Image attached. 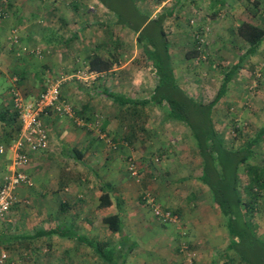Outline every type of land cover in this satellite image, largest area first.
<instances>
[{
    "label": "crops",
    "instance_id": "obj_1",
    "mask_svg": "<svg viewBox=\"0 0 264 264\" xmlns=\"http://www.w3.org/2000/svg\"><path fill=\"white\" fill-rule=\"evenodd\" d=\"M3 1L7 16L1 24L0 33V110L13 111L16 95L25 102L39 97L43 92L44 82L42 79L45 77L51 76L58 79V75L69 74L68 76L72 75L73 77H67V81L61 88V93L63 98L75 108L74 115L76 117L58 116L53 113L44 116L43 120L50 138L49 147L33 154L29 164L23 168L31 178L32 185H24L17 190L16 201L11 211L4 219L0 220V253H8L12 264H22L24 252L37 253L41 249L34 247L41 245L40 242L48 241L55 247L53 246L54 248L52 247L51 250L48 249L49 253L45 254L44 251L42 254L48 257L47 261L50 260L51 254L53 261H62V264L63 262L70 264L71 261L76 264L84 262L83 257L87 253V245L73 243V240L57 235L41 238L35 236L41 230L46 231L55 225L70 226L73 224L74 229L79 228L80 235L97 239L98 229L103 223L98 217L96 209L100 204L103 192H108V190H111L110 194L115 202L118 200L122 203L124 232L129 241L136 246L128 256L126 264H183V260L177 259L176 250L182 237L186 236L185 233L189 231L193 234L197 233L194 238L191 237L195 242L200 239L199 236L203 233L202 229L207 230L206 236L211 237L210 242L212 240L218 242L220 235L228 233L227 230L220 227L223 220L225 222L226 220L214 207L210 189L201 181L202 169L198 174L192 176L194 179L193 188L187 185L186 191H182L176 186L162 184L165 181L162 176L152 186L153 195L151 196L164 209L174 213L178 217V223L181 222V226L170 224L163 226L164 229L162 226L161 229L154 228L152 233H149L147 216L142 210L139 209L140 212H125L124 208L131 194V182L124 180L122 172H119L121 169H117L115 161L112 162L110 158H106L108 154L102 152V143L98 140H104L108 134L115 135L112 136L114 139L123 137L117 135L119 123L116 119H119V114L115 113L116 111H108L104 112L103 119H96L103 109L100 102H97V98H99L97 96H100V92L103 90L110 91L105 87L106 80H104V84L100 83L102 78L115 71L114 59L102 56L97 51L89 53L85 51V44L95 43V41L88 40L87 42L88 34L81 26L77 29L69 27L71 15H68V12L64 10L58 12L55 7L36 6V4L34 6L30 5L31 3L26 5L20 0ZM226 1L209 0V13L225 10L232 3L231 0ZM241 8L240 14H237V18L241 21L236 25L237 39L235 41L242 48L236 54L238 56L237 59L235 58L236 62L249 49V44L238 35V27L246 22L264 28V0H245V4H242ZM80 12L82 11L80 10ZM45 15L52 16L50 23L45 22L46 25L38 20ZM55 41L59 42L54 43ZM99 47L98 45L96 49ZM36 50L43 52L44 55L36 56ZM95 54L112 61L114 65L108 72L97 73L96 79L100 80L99 84L97 82L95 85L84 86V78L76 73L80 71V68L88 67V61ZM226 58L234 59L230 55H227ZM263 62L264 42L257 53L246 60L243 67L235 72L229 86L231 91L228 90L226 97L231 95L234 87L244 83L235 77L241 79L244 73L252 72L250 68L255 70L257 66H263ZM83 71L86 75L87 68ZM262 73L264 75V72ZM87 77L90 78L89 74ZM87 77L85 81H87ZM93 77L91 76L92 79H94ZM158 84L159 81L155 84V88ZM128 98L146 99V97ZM108 101L110 104H114L113 101ZM237 107L239 108V106ZM261 114L260 117H263L264 112L262 111ZM94 122L99 124V132L92 131ZM75 124L78 128L75 127ZM7 130H9L8 127L0 120V139ZM179 130L183 132L182 128ZM93 133L98 136H93ZM95 137L98 139L96 140ZM72 147L85 153L84 164L64 155V149ZM9 159L10 156L0 155V172L9 164ZM71 171L77 172L78 175L80 173L78 178H82V181H72L66 184L65 174ZM86 171H90L97 178L89 177ZM5 175H7L6 172L0 173V186ZM105 183L110 184L111 189L106 188ZM195 193H197L196 196H194ZM144 199L147 202V198L144 197ZM105 227L107 228V226ZM115 235L120 236L119 234ZM137 238L147 240L143 243V248H137L141 246ZM205 243H209V241ZM60 244L62 247L58 246ZM118 248L120 249V246ZM43 250H47V248ZM74 251L75 253H72ZM90 251L92 259L99 258L92 250ZM33 255L31 254V257H34ZM102 263L107 264L104 261Z\"/></svg>",
    "mask_w": 264,
    "mask_h": 264
},
{
    "label": "rangeland",
    "instance_id": "obj_2",
    "mask_svg": "<svg viewBox=\"0 0 264 264\" xmlns=\"http://www.w3.org/2000/svg\"><path fill=\"white\" fill-rule=\"evenodd\" d=\"M20 1L25 2L26 5L31 3L30 5L34 6L36 4V6L55 7L58 12L62 10L68 12V15H71L69 27L77 29L81 26L84 32L88 34L86 37L87 42L88 40L95 41V43L85 44V51L87 53L97 51L102 56L114 59L115 71L111 75L102 78L101 83L100 80L96 79L98 72L90 71L88 65L86 67L87 71H85L86 75L84 73L79 74L81 78H84V86L95 85L97 82L98 84H104V80H106L105 87L114 93L139 98L152 96L158 78L152 65L148 62L145 51L137 41V35L130 29L117 25L116 15L111 13L98 0ZM208 2L209 0H137V4L150 19L174 10L173 16L167 17L163 25L170 44L169 51L174 72L178 84L184 91L201 103H209L214 100L223 83L225 74L235 65V58H238L236 54L242 48L235 41L237 39L235 30L236 25L241 21L237 18V14H240L245 0H231L232 3L225 10L215 13H209L210 3ZM82 8H84V11ZM38 20L42 21V24L45 22L50 23L52 16L45 15ZM90 34H92L91 38ZM98 45L100 47L96 49ZM193 50H199L200 54L198 57L188 60L186 53ZM36 51V56L41 55L42 57L44 55L43 52ZM227 55L232 56L234 59H227ZM86 68H80V71L86 70ZM250 70L252 72L244 73L241 79L235 77L238 81H244V83L234 87L231 95L229 97L225 96L213 111V120L217 132L223 138L227 147L237 150L244 145L247 139L253 137L264 124V115L260 117L262 111L264 112V87H261L264 85V75L262 73L264 72V65L257 66L255 70L250 68ZM76 74L78 75V73ZM87 74L90 78L87 77ZM68 75H58V79L66 78L67 81V77L72 76ZM91 76H94V79ZM86 77L87 81H85ZM97 97H99L97 102H100L103 109L100 116L99 114L96 116V119H103L104 112H118L119 119H116L119 123L117 135L123 137L114 139L112 136L115 135L108 134L104 140H100L98 137L95 138L102 143V152L108 154L106 158H110L112 162L115 161L117 169H121L119 172H122L124 180L131 182L132 189L124 208L125 212H140L139 209L142 210L147 216V226L150 227L149 233H152L154 228L161 229L162 224L152 215L144 197L148 193L153 195L152 186L160 179V176L165 180L162 184L176 186L182 191H186L187 185L193 188L194 179L192 176L198 174L202 169L197 143L190 129L183 123L166 120L167 110L165 107L150 104L146 107H128L122 110L120 107L116 108L115 104H110L108 101L110 99L106 96L100 95ZM72 111V116L75 118L73 107ZM97 122L92 125L93 132L100 131ZM75 127L78 128L76 124ZM180 128L183 132L179 130ZM12 135L11 138L6 137L5 134L2 135L1 142L7 146L12 144L15 134ZM93 136H98V134L93 133ZM6 156L9 157L10 153ZM132 164L138 170V178H134L128 170ZM250 164L252 166H264V145L256 149L255 156ZM7 166L0 172L1 174L7 173ZM248 166H241V174H244ZM86 172H88L89 177L97 178L90 171ZM79 175L81 174L79 173ZM79 175L74 171L68 172L64 177L65 183L82 181V178H78ZM82 177L84 178V175ZM242 182L244 183L245 179ZM196 195L197 193L194 194V196ZM243 197L244 200L249 198L247 194ZM252 224L257 231V235L264 237V195L259 201V207L252 219ZM177 225V227L181 226V222ZM105 226L102 224L98 229L97 239L92 238V240L113 243V246L118 250H120L118 247L121 243H125V245L132 244L129 239L126 240L121 236L118 237L110 233L108 227ZM220 227L227 230L224 220ZM78 230L79 228L73 231L78 234ZM202 232L200 236L198 235L200 239L197 242L191 239L197 233L193 234L191 231L185 233L186 236L182 237V241L177 246V259L183 260V264H224L227 259L226 255H230L231 258L236 259L234 264H241L235 254L227 250L230 242L228 233L220 235L218 242H214V240L210 242L211 237L206 236L207 230L202 229ZM189 238L190 240H188ZM137 239L141 243V246L137 248H143V243L147 240ZM206 241H209V243H205ZM73 243L77 242L73 241ZM40 244L36 247L33 246L41 249L39 252L26 251L23 253L22 264H62V261H53L51 254L49 261H47L48 257L46 255H42L44 251L45 254L46 252L49 253V250L54 246L53 243L43 241ZM58 246L62 247L61 244ZM46 248L47 250H43ZM90 250L94 252L88 246L87 253L83 257L85 261L77 264H103L101 259L99 261V258L92 259ZM75 251L72 253H75ZM31 254H34V257H31ZM147 261L150 262L151 260ZM70 264L76 263L71 261Z\"/></svg>",
    "mask_w": 264,
    "mask_h": 264
},
{
    "label": "trees",
    "instance_id": "obj_3",
    "mask_svg": "<svg viewBox=\"0 0 264 264\" xmlns=\"http://www.w3.org/2000/svg\"><path fill=\"white\" fill-rule=\"evenodd\" d=\"M98 1L116 15L117 25L130 29L137 35V41L145 51L148 62L152 65L159 81L152 96L143 100L131 99L107 90L101 91L100 94L112 100L122 110L127 109V106L138 108L150 104L165 107L167 121H180L190 129L201 157L203 172L201 181L210 189L214 207L227 220L226 228L230 239L227 250L233 252L241 264H264V237L257 235L252 224V219L259 207V201L264 195V166L250 164L256 149L264 145V126L258 129L253 137L247 139L240 149L234 150L225 145L213 120L214 108L227 95L235 72L242 68L246 60L257 53L264 42V28L246 22L238 27L237 33L249 44V49L225 74L214 100L209 103H201L184 91L178 84L174 72L169 51L170 44L163 27L166 18L173 16L174 10L150 19L137 4V0ZM56 42L59 41L54 43ZM199 54V50H193L186 53V58L192 60ZM88 64L90 71L99 73L110 71L114 65L112 61L97 54L91 57ZM50 78L52 77L47 76L44 78L45 81L42 79L44 82L43 91L46 81ZM61 98L68 102L63 98L62 93ZM0 120L9 129L5 132L6 137L11 138L12 134H15V138L19 136L21 122L19 111L16 108L13 111L7 110V112L0 110ZM237 131L239 132L238 128ZM64 155L84 164L85 153L77 148H65ZM244 165L249 166L244 174H241L240 168ZM243 179H245L244 183ZM104 186L109 189L112 187L108 183H105ZM110 192L111 190L103 192L100 204L96 209L97 215L112 234H119L127 240L122 218V203L118 200L115 202ZM246 194L249 196L248 200H244L243 196ZM161 224L166 226L165 223ZM73 230V224L70 226L59 224L46 231L41 230L35 237L57 235L69 238L78 244H85L92 248L95 254L107 264H126L128 256L136 248L133 244L121 243L120 250H118L113 246V243L95 241L79 233L76 234ZM226 257L224 264H234L235 258H231L230 255H226Z\"/></svg>",
    "mask_w": 264,
    "mask_h": 264
},
{
    "label": "built area",
    "instance_id": "obj_4",
    "mask_svg": "<svg viewBox=\"0 0 264 264\" xmlns=\"http://www.w3.org/2000/svg\"><path fill=\"white\" fill-rule=\"evenodd\" d=\"M6 16L4 3L0 0V33L1 24ZM80 73L84 72L79 71L78 75ZM65 82L66 78L48 79L41 95L29 102H25L18 95L15 97V108L20 114L21 131L8 146L0 140V155L10 153L7 175L0 186V220L11 211L16 201L17 190L24 185H32L31 178L23 170L31 161V156L49 147L50 138L43 120L44 116L51 113L58 116H72V106L61 98V88ZM128 170L134 178H138L139 173L134 164ZM146 198L151 212L158 221L166 225L178 223V217L160 206L151 194H147ZM0 264H12L8 253H0Z\"/></svg>",
    "mask_w": 264,
    "mask_h": 264
}]
</instances>
